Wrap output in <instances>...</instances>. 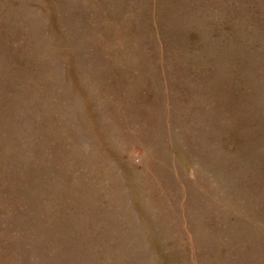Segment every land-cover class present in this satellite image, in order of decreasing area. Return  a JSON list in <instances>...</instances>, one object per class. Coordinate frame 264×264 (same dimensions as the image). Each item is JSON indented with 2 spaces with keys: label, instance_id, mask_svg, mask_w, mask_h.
Here are the masks:
<instances>
[{
  "label": "rangeland",
  "instance_id": "1",
  "mask_svg": "<svg viewBox=\"0 0 264 264\" xmlns=\"http://www.w3.org/2000/svg\"><path fill=\"white\" fill-rule=\"evenodd\" d=\"M0 264H264V0H0Z\"/></svg>",
  "mask_w": 264,
  "mask_h": 264
}]
</instances>
